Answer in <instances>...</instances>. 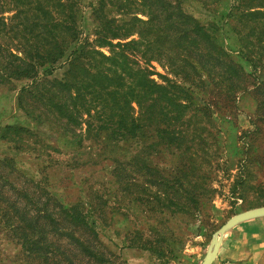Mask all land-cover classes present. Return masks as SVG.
Returning a JSON list of instances; mask_svg holds the SVG:
<instances>
[{
    "label": "trees",
    "instance_id": "1",
    "mask_svg": "<svg viewBox=\"0 0 264 264\" xmlns=\"http://www.w3.org/2000/svg\"><path fill=\"white\" fill-rule=\"evenodd\" d=\"M231 8L241 27L236 49L221 46L217 26L201 23L179 0H0V36L16 40L13 48L0 43V81L27 80L19 86V101L36 96L30 100L49 105L72 128L83 123L87 137L115 144L138 136L155 139L151 149H174L179 162L166 179L178 184L174 194L195 205L212 192L203 166L217 167L219 158L200 133L205 123L231 116L237 94L245 90L240 62L256 77L247 92L256 102L252 129L244 134L250 144L264 132V0H232ZM5 9L12 11L9 17ZM150 62L171 78L156 73ZM57 68L61 77L47 81ZM188 130L193 137L186 138ZM260 193L253 207L264 205ZM63 216L94 232L79 205L63 209ZM34 223L18 217L12 230L23 228L16 232L26 237L23 251L44 261L52 248L27 234Z\"/></svg>",
    "mask_w": 264,
    "mask_h": 264
},
{
    "label": "rangeland",
    "instance_id": "2",
    "mask_svg": "<svg viewBox=\"0 0 264 264\" xmlns=\"http://www.w3.org/2000/svg\"><path fill=\"white\" fill-rule=\"evenodd\" d=\"M179 1L201 23L217 26L221 46L238 47L241 27L232 0ZM5 10L9 17L12 11ZM80 10L86 30V7ZM15 41L0 36L11 48ZM149 64L171 78L157 63ZM240 65L245 90L237 94L231 116L205 123L207 131L200 133L219 158L217 167L202 165L212 192L195 205L174 194L178 184L166 179L179 162L174 149L163 143L151 149L155 139L138 136L115 144L87 137L83 123L72 128L49 105L31 101L36 96L19 101V86L27 80L0 81V264H198L212 233L230 216L254 208L264 192V132L250 144L244 134L252 129L256 102L247 92L256 77L249 65ZM60 77L57 68L45 79ZM151 78L160 82L157 75ZM187 132L186 138L193 137ZM73 204L93 221V233L65 219L63 209ZM18 217L35 221L27 234L52 248L47 260L23 251L26 237H18L24 229L12 230Z\"/></svg>",
    "mask_w": 264,
    "mask_h": 264
},
{
    "label": "crops",
    "instance_id": "3",
    "mask_svg": "<svg viewBox=\"0 0 264 264\" xmlns=\"http://www.w3.org/2000/svg\"><path fill=\"white\" fill-rule=\"evenodd\" d=\"M210 264H264V215L229 228L221 237Z\"/></svg>",
    "mask_w": 264,
    "mask_h": 264
},
{
    "label": "water",
    "instance_id": "4",
    "mask_svg": "<svg viewBox=\"0 0 264 264\" xmlns=\"http://www.w3.org/2000/svg\"><path fill=\"white\" fill-rule=\"evenodd\" d=\"M263 215L264 205L247 209L230 216L212 233L209 240V244L206 247V250L199 264H210L216 254L221 237L229 228H231L233 225L240 221Z\"/></svg>",
    "mask_w": 264,
    "mask_h": 264
}]
</instances>
